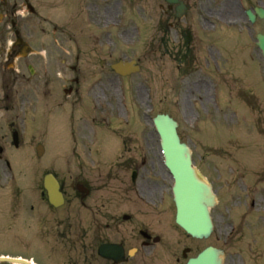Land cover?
Here are the masks:
<instances>
[{"label": "rangeland", "instance_id": "rangeland-1", "mask_svg": "<svg viewBox=\"0 0 264 264\" xmlns=\"http://www.w3.org/2000/svg\"><path fill=\"white\" fill-rule=\"evenodd\" d=\"M6 1L13 12L4 17L16 19L30 53L25 57L19 52L13 63H8L4 57L12 39L0 44V255L32 257L38 264H52L44 255L50 246L53 262L57 256H62L63 262L69 256L81 264L83 252L77 230L72 229L63 246L54 251L45 229L38 231L28 224L32 223L31 213L19 200L32 192L33 180H40L47 171L56 172L66 182L77 178L81 151L95 144L104 153L116 146L112 152L121 156L114 161H124L131 148L135 161L145 158L158 167V144L150 119L165 113L177 121L180 139L191 147L193 161L213 182L219 205L211 213L217 221L206 239L190 238L174 223L173 205L168 202L167 223L160 219L158 223L164 228V232L159 231L162 242L150 254L147 249L143 260L145 264H183V248L188 247V255L194 256L212 245L224 249L225 264H236L243 233L225 241L217 227L223 221L221 216H227L222 205L240 196L236 188L242 189V182L250 186L246 192L249 197L264 193V183L257 182V178L264 179V60L254 37L264 32L263 22L257 19L251 26L246 22L211 25V20H205L206 11L199 8L200 3L209 2L212 14L234 18L226 9L235 8L236 0H190L186 16L177 22L173 14L161 10L163 0H107L109 5L105 0H78L84 5V14H77L79 2L68 10L64 0H26L34 9L31 14L25 0ZM259 3L264 5V0ZM88 11L92 12L90 19ZM0 30L7 31L1 19ZM206 54L215 59L205 63ZM119 59L136 61L139 70L125 77L116 75L110 64ZM100 61H104L102 65ZM27 65H31L33 73ZM70 65H76L78 70L72 71ZM211 84L217 97L218 92L225 93V97L220 95L224 99L222 106L219 101L216 105L212 102ZM68 85L77 91L62 94L61 88ZM243 90L255 95L258 113L244 104ZM121 91L127 96L128 120L122 119L126 107L119 102ZM252 112L259 117L255 121L258 133ZM216 125L236 126L255 141L244 150L231 140L229 152H223L220 146L207 151L205 145L215 143L216 134L222 135L213 129ZM13 129L19 133L17 147L12 143ZM226 139L224 136L223 142ZM38 143L44 146L40 156L35 152ZM251 168L255 176L248 180ZM126 175L128 178V171ZM143 183L150 184L144 179ZM153 198L157 199L156 189ZM252 227L249 236L258 243L261 234L255 224ZM261 245L254 255L250 248L245 251L252 264L253 256L264 255Z\"/></svg>", "mask_w": 264, "mask_h": 264}, {"label": "flooded vegetation", "instance_id": "flooded-vegetation-1", "mask_svg": "<svg viewBox=\"0 0 264 264\" xmlns=\"http://www.w3.org/2000/svg\"><path fill=\"white\" fill-rule=\"evenodd\" d=\"M1 4L5 12L6 2ZM10 23L15 25L13 20ZM138 168L133 151L127 154L124 161H115L106 169H88L87 172L83 168L77 181L87 191L83 190L85 194L77 192L73 190L74 184H70L72 192L66 193L68 187L62 182L64 203L57 208L48 204L40 187V193L32 199L30 206L35 223L45 226L48 233L55 229L61 237L66 235L69 228L76 227L82 245V260L89 264L92 260H95L94 264H116L112 259L103 258L97 253L102 244L111 243L122 248V260L118 264H134L135 260L145 264L146 260L143 259L147 258L146 250L155 247L160 241L156 233H159L161 226L151 216L158 217L163 210H149L146 203L143 206L137 204L135 208L132 185L127 182L126 173L128 170L138 171ZM146 202L151 203L153 200L148 199ZM140 250L142 257L137 256Z\"/></svg>", "mask_w": 264, "mask_h": 264}, {"label": "water", "instance_id": "water-1", "mask_svg": "<svg viewBox=\"0 0 264 264\" xmlns=\"http://www.w3.org/2000/svg\"><path fill=\"white\" fill-rule=\"evenodd\" d=\"M259 15L264 18V11ZM259 46L264 52V37L258 36ZM121 72H127V67L114 66ZM155 123L162 138L161 147L166 155V164L176 180L174 201L177 206V222L191 235L206 237L211 224L207 205L211 204L212 196L208 186L202 182L190 169L189 152L184 144H180L175 132L176 123L164 115H158ZM50 194L53 188L49 182L45 183ZM54 194L55 191H54ZM187 264H220L219 252L214 248H207Z\"/></svg>", "mask_w": 264, "mask_h": 264}]
</instances>
